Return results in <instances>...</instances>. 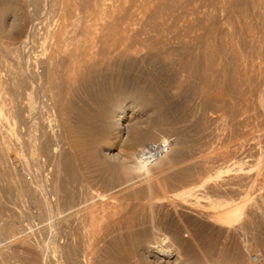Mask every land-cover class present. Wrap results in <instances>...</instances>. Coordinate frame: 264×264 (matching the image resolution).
<instances>
[{"label": "rangeland", "instance_id": "1", "mask_svg": "<svg viewBox=\"0 0 264 264\" xmlns=\"http://www.w3.org/2000/svg\"><path fill=\"white\" fill-rule=\"evenodd\" d=\"M3 12L0 264H150L132 246L155 227L179 264H264V0H0ZM47 66V87L30 86ZM108 93L132 116L121 135L93 120ZM137 124L154 138L131 149ZM163 139L149 179L110 162Z\"/></svg>", "mask_w": 264, "mask_h": 264}, {"label": "bare ground", "instance_id": "2", "mask_svg": "<svg viewBox=\"0 0 264 264\" xmlns=\"http://www.w3.org/2000/svg\"><path fill=\"white\" fill-rule=\"evenodd\" d=\"M7 13L8 12H3V14L1 15L0 14V28H1V26H2V24L4 23V20H5V17H6V15H7ZM14 15H12V18H14L13 17ZM15 19V18H14ZM14 19H12V20H14ZM61 26V25H60ZM63 28V27H62ZM62 28H56V31L54 32L56 35H58V36H62V34H63V32H62ZM1 29H3V26H2V28ZM64 29V28H63ZM4 30V29H3ZM22 32H20V34H21ZM55 35V36H56ZM58 36H57V38H58ZM64 37V35L62 36V38ZM56 38V37H55ZM56 38V40H58ZM62 38H60V39H62ZM56 43H58V42H60L61 43V41L59 40L58 42L57 41H55ZM23 43V42H22ZM56 45V44H55ZM58 46V44L56 45V47ZM56 49H58L59 50V48L57 47ZM61 49V48H60ZM54 51H55V49H54ZM53 53V52H52ZM56 52H54V54H55ZM53 54V55H54ZM72 54H74V53H72ZM53 55H51L52 57H54L55 58V56H56V54H55V56H53ZM50 56V57H51ZM71 56V55H70ZM70 56H69V58H70ZM75 56H77V55H75ZM49 57V61L51 60V58ZM73 58H74V56H72ZM30 58V57H29ZM68 58V59H69ZM73 58L72 59H69V61H67L68 62V64L69 63H71V64H69L70 65V67L71 66H78V62H77V60H76V62H75V60H73ZM66 59V58H65ZM76 59H78V57L76 58ZM53 60H55V59H53L52 58V62H54ZM31 61V60H30ZM47 61H48V59H47ZM43 62V64L45 63H50V62ZM65 61V60H64ZM78 61H79V59H78ZM36 62V61H35ZM29 63V62H28ZM32 63V62H31ZM40 63H42V62H40ZM39 63V64H40ZM42 64V65H43ZM47 64V65H48ZM52 65H53V63H52ZM23 66V65H22ZM36 66V65H35ZM48 66H51V63L48 65ZM47 66V68H45L46 70L49 68ZM79 66H80V64H79ZM38 67V66H37ZM41 67V66H40ZM44 67H45V65H44ZM52 68L51 69H53V66H51ZM75 67V68H76ZM34 68V67H33ZM42 68V67H41ZM73 68V67H72ZM74 68V69H75ZM78 68V67H77ZM35 69V68H34ZM66 69H67V67H66ZM71 69V68H70ZM23 70V69H22ZM31 70V69H30ZM62 70V69H61ZM68 70H69V68H68ZM36 71V70H35ZM43 71H44V69H43ZM49 70H47V71H44V75H42L41 77H37V74H36V78H34V79H32V80H30L31 82H30V86H34L35 85V87L37 86V87H43V86H45L46 84H47V81H48V76H49V78L51 79V76L49 75V73H53L52 71H55L54 69L50 72H48ZM75 71V70H74ZM26 72V71H25ZM33 72V71H32ZM63 72V71H62ZM73 71H72V69L70 70V74L68 75V76H70L71 77V75L73 74L72 73ZM42 73V72H41ZM72 73V74H71ZM24 74V73H23ZM34 74V73H33ZM64 74H66V73H64ZM55 75V74H54ZM23 76H25V75H23ZM63 76V75H62ZM67 76V77H68ZM26 77V76H25ZM24 77V78H25ZM53 77V76H52ZM23 78V77H22ZM29 79V78H28ZM60 79V78H59ZM67 79H71V80H73L72 78H67ZM20 81V80H19ZM22 81H24V80H22ZM22 81H21V83H22ZM68 81V80H67ZM66 82V81H65ZM70 82V81H69ZM25 83H26V81H25ZM28 83V82H27ZM48 84H49V82H48ZM22 85V84H21ZM27 85V84H26ZM24 86V85H23ZM28 86V85H27ZM27 86H25V88L27 87ZM30 86H28L29 88H30ZM58 86V85H57ZM27 87V88H28ZM36 87V88H37ZM46 87H47V85H46ZM26 88V90H28ZM38 88V89H39ZM42 89V88H41ZM45 89V88H44ZM25 91V90H24ZM51 92V91H50ZM116 92V91H115ZM38 93V92H37ZM46 93V92H45ZM110 93H112V92H110ZM110 93H108V95L110 94ZM114 93V92H113ZM112 93V94H113ZM117 93V92H116ZM116 93H115V95H116ZM120 93V92H119ZM112 94H110L109 96H104V95H102V96H104L103 98H102V96L100 97V98H102V101H103V103H105V102H107L108 103V105H109V108H110V110L108 111V109L109 108H107L105 105L103 106V104L101 105L100 103H99V105H101V106H103V107H100L101 109H100V111H99V113H98V115L95 113V115H97V116H95V117H97V118H93V120L95 121V119H98V121H100V122H110L111 124H114V131L116 130L117 132H118V134H120L121 135V133H122V130L124 129L123 128V126H124V122H125V120H127V118L129 119V118H131L132 116H130L128 113H127V111H126V109L124 108V107H121V105H119L120 104V102H121V98L120 97H117V95L116 96H112ZM118 94V93H117ZM124 94V93H123ZM22 95V94H21ZM30 94L29 93H27V91H26V94H25V96H26V98H27V96H29ZM106 95V94H105ZM24 95H23V97H25ZM51 96V95H50ZM120 96V95H119ZM125 96V95H124ZM138 96L139 95H134V97L132 98L133 100H137L138 99ZM35 97V96H34ZM33 97V98H34ZM49 97V96H48ZM58 97V96H57ZM25 98V99H26ZM38 98V97H37ZM99 98V99H100ZM24 99V98H23ZM22 99V100H23ZM42 99V98H41ZM49 99V98H48ZM141 99H143V97H141ZM150 99V98H149ZM28 100H29V98H28ZM34 100V99H33ZM53 100V99H52ZM139 100V99H138ZM144 100V99H143ZM37 101V100H36ZM43 101V100H42ZM100 101V100H99ZM142 101V100H141ZM25 102H27V100L25 101ZM56 102V101H55ZM20 103V102H19ZM23 103H24V101H23ZM41 103V102H40ZM39 103V104H40ZM44 103L45 102H43V105H44ZM25 104V103H24ZM28 106L26 105H23V109H24V107H25V109L24 110H22V112L20 113V114H18L19 115V117H20V115L22 116V117H20L19 119L20 120H22V118L24 119L23 120V122L26 120V118L27 117H31L30 115L29 116H27L28 114H29V112H31V109L33 108L30 104H32L31 102L29 103V101H28ZM55 104V103H54ZM107 105V106H108ZM39 106H42V104L41 105H39ZM46 106V105H45ZM45 106H43V107H45ZM62 106V105H61ZM18 107V106H17ZM34 107H35V105H34ZM94 107V106H93ZM22 108V107H21ZM20 108V109H21ZM54 108V107H53ZM55 109V108H54ZM91 109H93V108H91ZM94 110H97V108L96 109H94ZM98 110H99V107H98ZM97 110V111H98ZM96 111V112H97ZM27 112H28V114H27ZM33 112H34V109H33ZM94 112V111H93ZM32 113V112H31ZM30 113V114H31ZM44 113V112H43ZM55 113V112H54ZM47 114V113H46ZM56 114V113H55ZM94 114V113H93ZM34 113L32 114V117H34ZM41 115V114H40ZM61 115V114H60ZM58 116V115H57ZM32 117L30 118V121L32 122ZM43 117V116H42ZM91 117V116H90ZM93 117V116H92ZM17 118V117H16ZM52 118V117H51ZM156 118H158V117H156ZM35 119H36V117H35ZM155 119V118H154ZM18 120V119H17ZM157 120V119H156ZM28 121H29V118H28ZM30 121H29V123H30ZM2 122V121H1ZM34 122V121H33ZM96 123H97V121H95ZM99 122V123H100ZM137 122V121H136ZM156 122V121H155ZM27 123V122H26ZM25 123V124H26ZM62 123V122H61ZM83 123V122H82ZM94 123V122H93ZM36 123L34 122V125H35ZM133 124H135V122L133 123ZM32 125V123H30L29 124V129L30 130H32V128L34 129V127H33V125ZM65 125V124H64ZM97 125H98V123H97ZM128 125L130 126V123H128ZM141 125V124H140ZM157 125V124H156ZM10 126V125H9ZM22 126V125H21ZM37 126V125H36ZM93 126L94 125H92V129H93ZM99 126H101V125H99ZM127 126V125H126ZM126 126H124V127H126ZM131 126H133L132 125V122H131ZM152 126H153V123H152ZM5 127V126H4ZM28 127V126H27ZM69 127V126H68ZM80 127V126H79ZM86 127V126H85ZM87 127H89V128H91V126H87ZM96 127V126H95ZM95 127H94V130H95ZM140 127V129H141V126H139ZM139 127H138V124H137V128L136 127H134L135 129H133V130H131L129 133L127 132V130H126V132H127V136L129 137L130 136V138H129V142H130V144H127V145H129L130 146V148L132 149H135L134 148V146L135 145H138L140 142H142L143 143V140H145V139H150L151 137H150V135L147 133V131L148 130H146V131H142V130H140L139 129ZM36 128V127H35ZM81 128V127H80ZM89 128H87V129H89ZM24 129V131H26V132H28L29 131V129L27 128V130H25V128H23ZM66 129H67V127H66ZM97 129V128H96ZM126 129V128H125ZM35 130V129H34ZM33 130V131H34ZM78 130V129H77ZM82 130H84V128L82 129ZM85 130H86V128H85ZM84 130V131H85ZM93 130V131H94ZM98 130H100V129H98ZM105 130V129H104ZM103 130V131H104ZM72 131H74V130H72ZM88 131V130H87ZM86 131V132H87ZM97 131V130H96ZM35 132V131H34ZM55 132V131H54ZM76 132V131H75ZM74 132V133H75ZM89 132H92V130L90 129L89 130ZM98 132V131H97ZM97 132H95V133H97ZM102 132V131H101ZM101 132H100V134H101ZM28 133H30V132H28ZM49 133V132H48ZM85 133V132H84ZM84 133L83 134H81V135H83V136H81L80 135V137H87L88 135L87 134H85V136H84ZM99 133V132H98ZM102 133H104V135L102 136V135H99V136H102V137H104L105 136V131L104 132H102ZM31 134V133H30ZM29 134V135H30ZM77 133H75V136H77L76 135ZM90 134V133H89ZM92 134H94V133H92ZM129 134V135H128ZM38 135V134H37ZM68 135V134H67ZM69 135H70V133H69ZM72 135V134H71ZM91 135V134H90ZM89 135V136H90ZM95 135V134H94ZM94 135H91L92 136V138H93V136ZM119 135V136H120ZM25 136H27L26 135V133H25ZM44 136V135H43ZM55 136V135H54ZM62 136V135H61ZM74 135H72V136H70V137H73ZM79 136V135H78ZM77 136V137H78ZM88 136V137H89ZM96 136V135H95ZM94 136V138H95V142H99L100 140L99 139H106L105 137L104 138H99V136H98V140L96 141V137ZM1 137V136H0ZM29 137V136H28ZM69 137V136H68ZM70 137H69V139H68V141L69 140H71V141H74V140H76L75 139V137H74V140L73 139H70ZM79 137V138H80ZM86 137H85V140H87L86 139ZM128 137H127V139H128ZM27 138V137H26ZM36 138V137H35ZM60 138V137H59ZM66 138V137H65ZM78 138V140L79 141H81V138L79 139ZM90 138V137H89ZM118 138V137H117ZM152 138H154V137H152ZM151 138V139H152ZM28 139V138H27ZM30 139V138H29ZM52 139V138H51ZM84 139V138H83ZM37 140V139H36ZM77 140V141H78ZM90 140V139H89ZM165 139H163V141H164ZM24 141L26 142L27 140H25L24 139ZM33 141V140H32ZM32 141H27L29 144H30V142H32ZM35 141V140H34ZM33 141V142H34ZM53 141V140H52ZM55 141V140H54ZM92 142H90V143H95L94 141H93V139L91 140ZM120 141V140H119ZM146 141V140H145ZM144 141V142H145ZM24 142V143H25ZM26 142V143H27ZM32 142V143H33ZM39 142V141H38ZM57 142V141H56ZM70 142V141H69ZM83 142V141H82ZM82 142H81V144L80 145H82ZM104 142H106L105 140H104ZM6 143V142H5ZM27 143V144H28ZM35 143V142H34ZM75 143H78V142H75ZM84 144H87V145H85V147H88V145H89V143H86L85 141L83 142ZM127 143H128V140H127ZM1 144V143H0ZM71 144V143H70ZM79 144V143H78ZM32 147H33V145L32 144H30ZM51 145V144H50ZM72 145H73V142H72ZM79 145V146H80ZM93 145H96V147L99 149V147L97 146V144L95 143V144H93ZM99 145V144H98ZM101 145V144H100ZM2 146V145H1ZM21 146V145H20ZM26 146V145H25ZM56 146V145H55ZM76 146H78V145H76ZM75 146V147H76ZM27 147V146H26ZM31 147V148H32ZM51 147V146H50ZM119 147V146H118ZM39 148V147H38ZM81 148V147H80ZM79 148V149H80ZM89 148H93V146H92V144H91V146H89ZM119 148H121V146L119 147ZM118 148V149H119ZM145 148V147H144ZM144 148H142V149H140V150H138V151H135V152H132V153H128V154H126L125 155V158H123V162L121 161V162H118V161H120V159H119V156H118V153H120V151L119 150H122V149H119L116 153H114L113 155H109L110 157H115L116 155L118 156V159H116L117 157H115V162H114V160H111V159H113V158H110V162H113V164L114 163H116L117 162V164H114L113 165V167L115 168V170H117L119 173H120V171H121V173H123V174H126V175H129V174H137V175H139V176H143L144 178H148L149 179V176H150V166L151 165H153V163H146L143 159H142V151H143V149ZM6 149V148H5ZM48 149V148H47ZM169 149H170V145H169ZM2 150V149H1ZM30 150V149H29ZM100 150V149H99ZM43 151V150H42ZM41 151V152H42ZM51 151V150H50ZM36 152H39V150L37 149L36 150V148H34L33 147V149L32 150H30V153H31V155L32 154H37ZM122 152V151H121ZM169 153V150H168V152L166 153V154H168ZM39 154V153H38ZM49 154V153H48ZM51 154V153H50ZM49 154V155H50ZM104 154V153H103ZM165 154V155H166ZM164 155V156H165ZM35 156V155H34ZM103 156V155H102ZM106 155H104V157H105ZM108 155L106 156L107 158L109 157ZM104 157H102V158H104ZM38 158H41V157H38ZM163 158V157H162ZM161 158V159H162ZM35 159V158H34ZM36 160V159H35ZM106 160H108L109 161V158L108 159H106ZM118 160V161H117ZM158 161H160V160H157V161H155L156 163L158 162ZM20 162V161H19ZM27 163V162H26ZM30 164V163H29ZM28 164V165H29ZM21 165V164H20ZM109 167H111V166H109ZM34 168V167H33ZM117 168V169H116ZM22 169H23V167H22ZM21 169V170H22ZM39 169V168H38ZM25 170V169H24ZM37 170V169H36ZM114 170V171H115ZM38 171V170H37ZM23 172V171H22ZM30 174H32V173H30ZM33 175V174H32ZM122 175V174H121ZM26 176V175H25ZM31 176V175H30ZM152 176V175H151ZM154 176V175H153ZM25 178V177H24ZM22 179V178H21ZM23 181H24V179H23ZM54 181V180H53ZM26 182V181H25ZM34 182V181H33ZM57 182V181H56ZM55 183V182H54ZM149 183V182H148ZM35 184H37V183H35ZM30 185V184H29ZM39 185V184H38ZM57 185V184H56ZM55 185V186H56ZM52 186V185H51ZM35 187V186H34ZM21 188V187H20ZM53 188V187H52ZM55 188V187H54ZM53 188V189H54ZM58 188V187H57ZM82 188V187H81ZM89 188V187H88ZM25 189V188H24ZM32 189L30 188H27L25 191H27V192H32V193H34L35 191H31ZM34 190H35V188H34ZM56 190V189H55ZM22 191V190H21ZM56 192V191H55ZM54 192V193H55ZM58 192H59V190H58ZM23 193H24V191H23ZM22 193V194H23ZM88 194V193H87ZM60 195V194H59ZM190 195H192V194H190ZM37 196V195H36ZM61 196V195H60ZM194 196V195H193ZM58 197V196H57ZM135 197V196H134ZM137 198H139V197H137ZM205 198V197H204ZM88 199V198H87ZM111 199V198H110ZM117 199V198H116ZM124 199V198H123ZM140 199V198H139ZM143 199V200H142ZM32 200V199H31ZM54 200V199H53ZM60 200V199H59ZM117 200H119V199H117ZM136 200V199H135ZM142 200V201H141ZM40 201V200H39ZM58 201V200H57ZM56 201V202H57ZM131 201H132V199H131ZM134 201V200H133ZM137 201V200H136ZM139 201V200H138ZM140 203H139V205H140V207H146L147 206V204H148V200L147 199H144V198H141L140 199ZM116 202H119V201H116ZM115 202V203H116ZM42 203V202H41ZM131 203V202H130ZM99 204V203H98ZM108 204V203H107ZM137 204V203H136ZM105 205H106V203H105ZM104 205V206H105ZM131 205H132V203H131ZM130 205V206H131ZM43 206H45V205H43ZM84 206V205H83ZM95 206V205H94ZM94 206H92V207H90L87 211H86V217L89 219V221L90 222H93L94 221V218L96 217V214L98 213L97 212V210L98 209H95V208H93ZM136 205H134L133 207H135ZM41 207H42V205H41ZM102 207V206H101ZM107 207V206H106ZM124 207V206H123ZM127 207H128V204H127ZM133 207H132V209H133ZM139 207V206H138ZM38 208V207H37ZM56 208V207H55ZM103 208V207H102ZM137 208V207H136ZM135 208V211L137 210ZM143 208H140V210L141 209H143ZM43 210H44V208H42ZM101 209V208H100ZM114 209V208H113ZM117 209V208H116ZM124 209V208H123ZM126 209V208H125ZM130 209V208H129ZM131 209V210H132ZM26 210V209H25ZM102 210V209H101ZM103 210H104V208H103ZM127 210V209H126ZM134 210V209H133ZM79 211V210H78ZM25 212V211H24ZM56 212V211H55ZM103 212V211H102ZM110 212H111V210H110ZM126 212V211H125ZM131 212V211H130ZM138 212V211H137ZM100 213H101V211H100ZM123 213V212H122ZM133 213H135V212H133ZM140 213V212H139ZM143 213H144V211H143ZM107 214V213H106ZM106 214H104V215H106ZM137 214V213H136ZM99 215V214H98ZM103 215V216H104ZM117 216V215H116ZM119 216V215H118ZM124 216V215H123ZM136 216H138V215H136ZM143 216V215H142ZM82 217V216H81ZM106 217V216H105ZM78 218V217H77ZM114 218V217H113ZM128 218V217H127ZM131 218V217H130ZM118 219V218H117ZM121 219H122V217H121ZM140 219V218H139ZM106 220V219H105ZM114 220V219H113ZM124 220H125V218H124ZM127 220V219H126ZM134 220V219H133ZM226 220V219H225ZM115 222H116V220H114ZM122 221H123V219H122ZM87 222V221H86ZM110 222V221H109ZM114 222V223H115ZM58 223V222H57ZM106 223V222H105ZM119 223V222H118ZM121 223V222H120ZM123 223V222H122ZM131 223V222H130ZM135 223V222H134ZM138 223H139V221H138ZM137 223V224H138ZM113 224V223H112ZM124 224V223H123ZM127 224V223H126ZM125 224V225H126ZM132 224V223H131ZM130 224V225H131ZM141 224V223H140ZM69 225V224H68ZM79 225V224H78ZM129 225V224H128ZM127 225V226H128ZM139 225V224H138ZM117 226V225H116ZM120 225H118V227H119ZM130 227V226H129ZM142 227V226H141ZM8 228V227H7ZM111 228V227H110ZM123 228V227H122ZM125 228V227H124ZM128 228V227H127ZM139 228V227H138ZM106 229V228H105ZM114 229V228H113ZM133 229V228H132ZM134 229H136V228H134ZM150 229V228H149ZM8 230V229H7ZM9 230H10V228H9ZM115 230H116V228H115ZM128 230H129V228H128ZM158 229L155 227V229H153V228H151L150 229V234L149 235H147V234H145V232L144 233H142L141 231V233L143 234H141V233H139L138 231H135V232H138L136 235L138 236V239H136L137 241H136V243H135V245L134 246H132L133 248H132V252H133V256H135V258L137 257L138 259H141V261L143 262V261H145L146 259L148 260L149 259V263L150 264H179V262L177 261V260H170V255L171 254H169V252H170V250H169V248L167 249L164 245H163V241H164V239L163 238H160L159 236V234H158V232L159 231H157ZM134 231V230H133ZM118 232V231H117ZM134 232V233H135ZM149 232V231H148ZM6 236V235H5ZM131 238H132V236H131ZM137 238V237H136ZM67 240V239H66ZM131 240V239H130ZM125 241H126V239H125ZM132 242H134V241H132ZM93 244V243H92ZM75 245V244H74ZM80 245V244H79ZM67 247V246H66ZM67 248H65V250H66ZM71 249H73V248H71ZM83 249V248H82ZM65 250L63 251V252H65ZM74 251V250H73ZM67 252V251H66ZM66 252H65V254H66ZM63 254V253H62ZM62 254H60V255H62ZM59 255V254H58ZM77 255V254H76ZM83 255H85V254H83ZM71 256H72V251H70V252H67V254H66V258L68 259V260H70V259H73V258H71ZM91 256V255H90ZM132 256V257H133ZM62 258H64L63 256H62ZM86 259H89L88 258V253H87V255H86V257H85ZM85 258H83L84 259V261H85ZM7 259V258H6ZM65 259V258H64ZM143 259V260H142ZM145 259V260H144ZM146 260V261H147ZM138 261V260H137ZM140 261V262H141ZM70 262V261H69ZM6 263V262H5ZM71 263V262H70ZM144 263H146V262H144ZM235 264H240V263H238V262H236Z\"/></svg>", "mask_w": 264, "mask_h": 264}, {"label": "built area", "instance_id": "3", "mask_svg": "<svg viewBox=\"0 0 264 264\" xmlns=\"http://www.w3.org/2000/svg\"><path fill=\"white\" fill-rule=\"evenodd\" d=\"M170 141L164 140L158 143L147 145L142 151V159L146 163H151L161 159L169 150ZM253 262H258L257 257H253Z\"/></svg>", "mask_w": 264, "mask_h": 264}]
</instances>
